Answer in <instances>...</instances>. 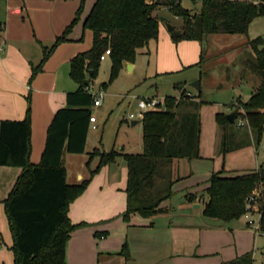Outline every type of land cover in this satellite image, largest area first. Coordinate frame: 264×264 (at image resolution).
Instances as JSON below:
<instances>
[{"label":"trees","instance_id":"obj_1","mask_svg":"<svg viewBox=\"0 0 264 264\" xmlns=\"http://www.w3.org/2000/svg\"><path fill=\"white\" fill-rule=\"evenodd\" d=\"M84 0L74 20L54 43L44 46L39 64L32 66L33 79L61 43L69 41L73 26L79 20ZM159 0H96L84 27L93 31L92 47L73 57L70 76L78 88L67 94V103L59 108L48 128L46 145L39 163H32L31 97L24 119L0 120V165L19 166L22 172L4 200L5 211L13 235L14 264H67L66 247L71 231L84 223L75 224L69 216L70 204L88 187L93 175L106 164L123 156L128 167L127 207L125 221L133 214L148 218L160 211L161 203L172 197V186L181 179L180 159L200 157V107L204 101L199 93L188 95L182 90L179 98L167 96L165 108L146 112L143 124V151L123 153L116 149L102 151L95 147L89 162L99 156L96 169L80 183L67 182V168L63 156L83 153L93 115L94 93L86 89L94 82L101 64V56L110 48L112 60L110 79L101 84L106 88L119 75L124 62H134L137 55L152 40L159 37V18L154 15ZM163 4L184 19L181 34L176 40H198L201 43L210 34H244L248 36L250 23L264 16V0H202L193 12L181 0H163ZM4 25L0 21V41ZM251 57L247 67L261 77V84L251 97L243 102L252 140L259 145L264 133V37H248ZM178 88H182L179 84ZM238 116V114H237ZM216 120L222 129V154L248 145L243 143L240 130L235 128L227 113L218 112ZM248 131V130H247ZM261 187L259 199L260 230L264 234V162L255 170L227 175L225 169L213 172L206 192L209 200L203 214L210 218L231 221L248 210V199ZM191 199V197H190ZM121 254L130 258L127 243ZM252 251L219 264H253ZM5 264V263H3Z\"/></svg>","mask_w":264,"mask_h":264},{"label":"crops","instance_id":"obj_2","mask_svg":"<svg viewBox=\"0 0 264 264\" xmlns=\"http://www.w3.org/2000/svg\"><path fill=\"white\" fill-rule=\"evenodd\" d=\"M95 2L96 0H84L81 16L69 35L70 40L57 46L44 63L42 71L33 79L32 66L42 60L44 46H51L57 36L74 20L82 0H4L1 7L0 21L4 25V32L0 41V47H3L0 50V120L24 119L29 105L27 97H31L32 163L41 161L48 128L55 112L66 105L68 92L78 88V83H72L75 81L70 76V64L74 56L92 47L91 29L87 30L90 34L87 44L82 45L81 38L85 32L84 22ZM159 30L158 39L153 40L156 43L151 47L150 41L139 53L148 56V63L153 64L154 76L148 78L154 79L161 72L177 71L188 74L184 76V80L193 82L194 78L190 79L188 70L200 62L202 43L186 39L174 41L171 32L165 29L161 21ZM260 35L264 37V16L256 17L250 23L245 42L248 44V37L255 38ZM249 48V53L242 60L245 67L247 59L251 57L252 51ZM137 68V58L134 62L125 61L121 74H133ZM257 76L252 75L250 79L253 87L248 99L261 84ZM146 81L149 80L142 84L145 88L157 85V82L146 84ZM199 81L202 92V79L199 78ZM192 82L189 87L186 86L187 82H178L182 86L180 93L184 89L191 91L194 88L191 86ZM130 93L128 95L132 99L141 96L160 97L157 93ZM199 99L202 100L201 97ZM240 99L243 102L248 100ZM203 108L204 103L200 107V157L178 161L181 179L173 184L174 195L161 203L157 214L148 218L133 214L130 221L124 220L128 167L123 156L102 166L93 175L83 194L70 204L69 216L72 222L84 224L70 233L66 247L67 264H219L249 251L256 257L260 246L264 247V234L249 224V220L258 222L257 212L256 219L253 217L254 212L250 216L244 214L231 221L210 218L203 214L209 200L206 189L213 172L225 169L227 175H237L257 169L259 165L256 148L246 145L224 156L222 129L216 120V114L224 111H208L205 118ZM207 114L212 115L214 123L219 125L221 140L210 132L212 127L210 130L205 129L206 121H211ZM90 133L89 129L85 152ZM124 150L125 147L122 146L120 152L127 153ZM243 152L248 154L251 163L254 161L256 166L232 163L234 154L245 158L246 153ZM83 153L66 152L63 156L67 168V182L70 184L80 183L90 177L93 159L89 164L88 161L85 163L80 159L81 164L76 170L70 169V163L66 161L80 158ZM120 162L122 165H119ZM84 165L90 169L88 172H84ZM21 172L22 168L19 166L0 165V264H14V239L4 200ZM70 174H73L71 182L68 181ZM125 243L128 245L130 258L121 254Z\"/></svg>","mask_w":264,"mask_h":264},{"label":"rangeland","instance_id":"obj_3","mask_svg":"<svg viewBox=\"0 0 264 264\" xmlns=\"http://www.w3.org/2000/svg\"><path fill=\"white\" fill-rule=\"evenodd\" d=\"M159 1L160 4L158 9L154 11V15L164 24L165 29H167V23H171L176 28H180L184 23L183 17L175 15L167 5L163 4V0ZM181 1L185 8L196 12L198 8H200L202 0ZM3 5L4 0H0V14L2 13L1 7H3ZM162 18H165V20L163 21ZM77 23L78 21L76 24ZM87 30L88 28H85L84 37L81 38L82 45L87 44L90 40V34ZM245 40L246 35L244 34H211V36L207 37L204 43L201 44L203 51L199 58L200 62L197 63L194 68H189L188 73L190 79L194 78V81L199 80V78L202 79L201 98L204 101L203 116L206 118V113L208 111L230 112L238 109V116L234 122L235 128L238 130L241 129L240 134L242 137L241 139H243L242 142L249 145L248 142L252 140V134L250 133L251 128L248 122L244 125H239V120H247V118L243 116L245 111L242 107L243 101L240 97L243 100L248 99L250 90L253 87V83L250 79L252 75H255L250 68L245 67L242 63L243 57L249 53L250 49V46ZM174 41L179 40L174 39ZM155 43L156 42L152 40L151 47ZM142 54L143 53L138 54L136 57L138 68L135 73L124 72L121 74L120 71L119 75L115 77L106 88H102L104 91L102 105L93 106V113L97 117L98 127L95 129L92 127L90 128L91 133L86 152L84 151L82 156H79L80 158H70L66 160L70 163V169L76 170L81 164L80 159H83L86 163L90 159V154L95 147L100 148L102 151H110L112 149L120 151L122 146L125 147L124 152L127 153H141L143 151V124L140 120L137 124L133 125L132 120L127 118L130 112H136L138 110L137 98L132 99L128 95L130 92L141 95L157 93L163 98H167V96L171 95L179 98L181 95L180 88H178L176 84L178 82H187L186 86L189 87L192 81L188 83V81L184 80L186 78L184 76H188V74H181V72L177 71L161 72L155 75L154 79H151V76H154L152 73L154 71L153 64H149V57ZM111 65L112 60L110 56L101 60L98 75L94 79L95 84L94 82L90 84L95 93L101 90L99 85L109 81ZM257 77L258 80H261L260 76ZM147 79L149 81H146V84L157 82V85H151L148 88L143 87L142 84ZM72 83L76 84V82L73 81ZM191 91L193 94L199 93L194 88H192ZM207 115H209L208 120L211 121H206L205 129L210 130L212 127L210 132L216 134L217 139L221 140L219 125L214 123L212 115ZM210 122H212L211 125ZM250 145L256 148L257 164L260 166L264 162V133L261 136L259 145H256L253 141H251ZM215 152L219 154L218 150H215ZM234 155L235 156H232L233 164L243 163V165L248 167H251L253 164L256 166L254 161L251 163L247 153L245 154V158L239 156L240 154ZM98 157L99 156L93 158L90 165L91 169L97 168L99 164ZM119 165H122V162H120ZM83 167L84 172L90 170L87 169L88 167H85V165ZM72 176L73 174H70L68 181L71 182ZM259 189H261V187ZM257 216L256 213L253 215L255 219ZM253 264H264V247L260 246Z\"/></svg>","mask_w":264,"mask_h":264},{"label":"built area","instance_id":"obj_4","mask_svg":"<svg viewBox=\"0 0 264 264\" xmlns=\"http://www.w3.org/2000/svg\"><path fill=\"white\" fill-rule=\"evenodd\" d=\"M3 47H0V50H2ZM110 54V48L106 49L105 52L102 54L101 59L103 60ZM87 90L92 91L94 93V104L93 106H100L102 105L103 98H104V91L100 90L98 93H95L94 90L92 89V86L89 85L86 87ZM188 95H193L191 91H187ZM137 105H138V110L136 112H130L127 116L128 119L131 120H142L146 114V112L151 111V110H156V109H164L165 108V97L160 98L156 96H141L137 99ZM96 116L92 115L90 118L91 121V127L92 128H97L98 125L96 123ZM247 123V120H239V125H244ZM262 191L261 189H255L252 193V195L248 199V207L249 210L245 213L250 216V214H253L254 212L258 213L259 215V220L256 222L254 219L249 220V224H251L255 229L260 230V217L261 213L259 211V199L262 196Z\"/></svg>","mask_w":264,"mask_h":264},{"label":"water","instance_id":"obj_5","mask_svg":"<svg viewBox=\"0 0 264 264\" xmlns=\"http://www.w3.org/2000/svg\"><path fill=\"white\" fill-rule=\"evenodd\" d=\"M162 20L164 21L165 18H162ZM167 29H168V31L171 32V35H172L173 37H176V36H178V35L181 34V30L176 29L175 26L172 25L171 23H167ZM191 86L194 87V88L197 89V90H200V81H199V80H195V81H193V82L191 83ZM237 114H238V111L235 110V111H232V112L228 113V114H227V117H228V119H229L231 122H234L235 119H236V117H237ZM139 121H140V120H133V121H132V124H136V123H138Z\"/></svg>","mask_w":264,"mask_h":264}]
</instances>
